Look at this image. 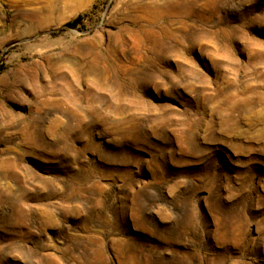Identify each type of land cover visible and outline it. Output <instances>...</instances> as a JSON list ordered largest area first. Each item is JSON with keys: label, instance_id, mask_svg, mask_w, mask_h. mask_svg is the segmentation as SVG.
Returning <instances> with one entry per match:
<instances>
[{"label": "rangeland", "instance_id": "obj_1", "mask_svg": "<svg viewBox=\"0 0 264 264\" xmlns=\"http://www.w3.org/2000/svg\"><path fill=\"white\" fill-rule=\"evenodd\" d=\"M0 264H264V0H0Z\"/></svg>", "mask_w": 264, "mask_h": 264}, {"label": "trees", "instance_id": "obj_2", "mask_svg": "<svg viewBox=\"0 0 264 264\" xmlns=\"http://www.w3.org/2000/svg\"><path fill=\"white\" fill-rule=\"evenodd\" d=\"M78 23H79V19H76V20H74V21L68 23V24L66 25V27H67V28H74V27L77 26Z\"/></svg>", "mask_w": 264, "mask_h": 264}, {"label": "bare ground", "instance_id": "obj_3", "mask_svg": "<svg viewBox=\"0 0 264 264\" xmlns=\"http://www.w3.org/2000/svg\"><path fill=\"white\" fill-rule=\"evenodd\" d=\"M78 1H80V0H78ZM82 2L84 1V0H81Z\"/></svg>", "mask_w": 264, "mask_h": 264}]
</instances>
